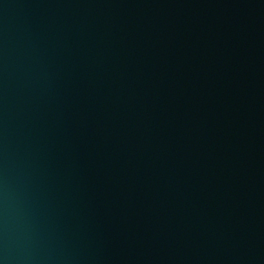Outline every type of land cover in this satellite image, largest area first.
Instances as JSON below:
<instances>
[{
    "label": "water",
    "instance_id": "obj_1",
    "mask_svg": "<svg viewBox=\"0 0 264 264\" xmlns=\"http://www.w3.org/2000/svg\"><path fill=\"white\" fill-rule=\"evenodd\" d=\"M0 264H264V0H0Z\"/></svg>",
    "mask_w": 264,
    "mask_h": 264
}]
</instances>
